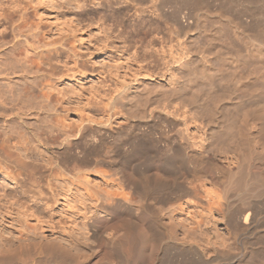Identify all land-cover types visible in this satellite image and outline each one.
<instances>
[{"label":"rangeland","instance_id":"1","mask_svg":"<svg viewBox=\"0 0 264 264\" xmlns=\"http://www.w3.org/2000/svg\"><path fill=\"white\" fill-rule=\"evenodd\" d=\"M235 1L0 0V30L11 33L6 46L34 41L41 45L37 51L42 49L51 61L40 71L46 77L40 72L27 78L10 75L17 80L15 93L20 92L24 80L33 82L42 74L51 87L42 85L43 77L39 86L61 100L56 108L55 101L51 102L54 106L50 107L55 108L51 111L40 110L36 107L42 98L36 97L31 110L16 116L0 115V141L12 145L15 157L30 166L46 164L51 168L45 175L50 190L41 192L22 170L18 174L21 181L8 176L17 167L0 156V264H22L37 256L50 258L55 246L65 249L73 264H219L224 236L229 248L238 246L239 250H232L240 252L241 245L225 226L221 198L224 180L240 164L236 153L206 148L202 155H195L192 165L198 169L182 176L189 189L170 179L166 190L155 191L132 168L133 163L143 167L145 156L140 152L134 159L132 154L146 145L159 175L161 157L175 152L171 146L186 144L181 128H187L185 134L192 141L206 140L202 112L199 115L183 98L168 93L183 86L186 63L202 59L216 64L213 39L245 51V40L235 34L233 23L208 13L225 9L235 25L239 23L241 29L248 25L249 31L253 19L259 18V6ZM234 68L229 64L226 69L232 72ZM241 69L250 70L246 66ZM252 81L242 88L243 94L260 89L258 80ZM137 86L148 87L154 94L146 101L138 96L143 110L132 112L119 96L129 95ZM18 99L14 103L7 100V106L22 108ZM55 114L74 126V131L69 127L67 131L72 135L69 138L76 140L74 144L68 139L59 147L48 144L43 133L44 143L37 139L36 130H42L39 122L53 120ZM76 167L74 174L71 169ZM252 171L264 178L259 167ZM5 185L18 193L4 192ZM257 195L258 200H264L263 191ZM236 198H232L234 204ZM259 245L263 243L254 244ZM261 254L259 259L264 256Z\"/></svg>","mask_w":264,"mask_h":264},{"label":"bare ground","instance_id":"2","mask_svg":"<svg viewBox=\"0 0 264 264\" xmlns=\"http://www.w3.org/2000/svg\"><path fill=\"white\" fill-rule=\"evenodd\" d=\"M246 1H248V3L255 2L256 5L258 4L259 7H257L260 11L258 12L260 14L259 18L256 17L258 18L257 20H255L256 18H252V24H250L251 21L249 22V24L253 26L249 31L246 29L248 25L244 27L245 29L239 28V23H237L239 27L237 24L235 25V22L232 20L233 17L230 18V16H227L228 14L224 11L225 9L220 10V8L215 10L213 14L212 11L208 9V11H211L208 12L211 15H216L218 18L220 17L226 19L230 23H233L235 27V34L239 36V38L241 37L245 40V51H241L240 49H230L225 46L227 44L226 41L224 42V40H219V42H216L213 39L212 42L211 38L209 39L211 42H209L211 45L213 44V47H216L214 50L216 64L209 65L202 59L186 63L187 71L182 74L184 79L183 86L180 88L178 87V89H169V92L170 90L171 92L168 94L171 97L174 96L175 98L176 96L177 98L180 97V99L183 98L185 102H188V104L191 105L193 110H197L195 112L199 111V115L202 112L203 115H201V117L204 120L203 129H205L204 133L207 135L206 140H204L205 138H201L198 139V141H192L188 136V133L185 134V132L188 131H186L187 128H185V130H181L183 129L181 128V136L182 139L187 140L186 144L180 143L178 146H171L170 150L175 152L168 158L163 156L161 157L159 175L156 174L153 169V160L151 159L150 154H147L148 147L146 145L145 147L144 145H140V147H137L138 149L135 148L136 150L134 149V154H132L133 158L137 156V153L140 154V152L145 156L143 167L142 165H134L135 163H133L132 166L134 167L132 168L143 176L146 180L145 182L148 185V188L155 191L166 190L171 185V180H174L175 182H178L180 186L189 189L186 185L187 183L185 178L182 176L185 172H188L191 169H198L197 165H192V160L195 155H202L207 149H221L224 151L234 152L239 156L240 164L236 167L237 169L235 168V170H232L231 175L223 182L224 185L221 198L225 206V226H227L230 233L232 232L235 240H238L241 247L240 252L235 251L238 246H234V250H232L233 248L230 249L228 241L226 240L227 237L224 236L222 244L223 249H221L219 256V264H264V256L260 259L258 258L259 254L262 252L264 253V200L260 201L257 199V193L261 194L262 191L264 192V178H260L257 176L259 173L257 174L252 171V168L259 167V169L264 172V0H242L241 3ZM235 2H237V0ZM225 4L228 5L227 2H225ZM258 8L256 9L257 11ZM244 10L246 9L244 8ZM256 10H254V13ZM254 20L257 22L253 24ZM201 30H205L204 25ZM10 34L11 33H8L7 31L0 30V79L7 80L6 83H1L2 81L0 82V115L16 116L19 115L21 111L31 110L34 108V106H32L34 105L32 103L33 100H36L38 97L42 99L40 100L41 103L39 102V105H37L36 108H38V106L40 107V110L45 108L49 110L51 108L49 111L55 109L56 105L59 104L61 100L59 97L54 98L55 95L50 89L44 90V87H51V83L46 82L48 78L44 79V77H46V73L40 72L41 70L44 71V66H46L45 64L51 62L50 57L46 55L42 49L38 52L37 50L41 47V45H37L38 43L36 44L34 41L33 43L28 40H26L25 43L18 41L14 42L10 46H6L11 42V40H7ZM12 35L13 38L16 37L15 33ZM208 43L206 45L211 47ZM248 63H250V66L253 67L248 68ZM229 64H233L236 67L234 68L235 70H232V72H229L226 69ZM262 65L263 67H261ZM243 66L244 69L246 66V70H250L245 72L241 69ZM35 72L37 74H39V72L43 73L44 77L42 74L39 76L41 79L43 77L45 80L42 84L44 87L39 86L41 85V82H38L40 78H38L39 80H33V82H27L29 80L28 79L24 80L25 83H21L22 81L20 82L23 84L21 85L22 88H19L21 89L20 92L16 91L15 93L14 89L16 88L14 83H16L17 80L15 82L14 78L10 75L13 76L15 74H19L21 78H27L30 73L34 74ZM49 75L47 76L49 77ZM252 80H258L256 82H259L260 85L258 84L259 87L257 88L260 89H256V92L253 94H243L241 92L242 88H244L247 83L253 82ZM38 86L41 88L40 90ZM136 88L137 89L132 90L129 95L119 96V99L123 102V104L127 105L129 110L132 112L143 110L144 104L138 103V96H140L143 101H146L149 100L152 94H154V91H152V89H148V87L143 88L142 86H137ZM36 89H38L39 92L35 94V92L38 91ZM157 89L165 90L167 88ZM219 91L225 95L222 93L220 94ZM216 94H218V97L216 96L217 98H215ZM169 97L166 96V98ZM17 98L23 102L22 106L24 108L27 107L26 110H22L23 107L16 108L15 104H12L11 107L7 106V102L9 103L11 101L14 103ZM9 99L11 100L7 101ZM52 101H55L53 103L55 106L51 104ZM51 105L55 108L50 107ZM9 110L11 111L10 113H8ZM52 116H54V118H52L53 120L48 119V121L43 122L42 120L39 122L40 124L38 127L42 130L39 131L40 133L36 130L37 133L35 135L37 139L42 142L43 133L46 134L45 142H48V144L50 142L54 144L56 143L57 145L59 144V147L63 140L66 141L67 139L70 144H74L76 140H71L70 138H72V135L67 132L68 127L69 131H72L75 129L74 126L62 122L61 118L58 117V114ZM247 123L251 124L253 127L251 128V126H247ZM249 128H251V130H249L250 132L247 131ZM62 135H65L66 137L63 139L61 138ZM60 139L62 140L60 141ZM68 141L67 144L69 143ZM4 142L5 141H0V156L7 161L13 162L17 167L16 170L9 172L7 175L13 179L21 181L18 174L21 173L22 170L27 175L26 179L31 180L41 192H49L50 185L46 182L45 175H47L51 168L47 167L48 165L43 163V165L38 164L30 166L26 162H21L18 157H15V154H13L14 152L12 153L10 148L12 145ZM61 150L62 149H57V152H61ZM156 152L159 154L161 150L157 149ZM1 157L0 161L2 159ZM212 158L214 159L212 165L215 171H217V159L214 155ZM131 160L133 161V159ZM71 171L74 174H77V167L72 168ZM198 171H201V169ZM238 171L241 172L239 173ZM60 173L62 172L60 171ZM202 175H206L204 171L202 172ZM181 177L183 180L180 181L179 179ZM232 189L236 190V193H234V191L232 192ZM197 190L198 189L196 187V191ZM4 192L18 193L17 190L11 189L7 186L4 188ZM234 195L237 197V200H234L236 202L235 204L232 201ZM93 235L96 237L97 233L94 231ZM258 242L263 243V245L254 246V244ZM114 246L113 249L118 251L119 248ZM52 248V255L50 258L37 256L31 257V259L29 258L30 261H33L34 264H45L49 261H59L58 264H73L69 261L68 254L64 251L65 249L63 250L61 246H55L53 249ZM30 261H23L22 264H29Z\"/></svg>","mask_w":264,"mask_h":264}]
</instances>
